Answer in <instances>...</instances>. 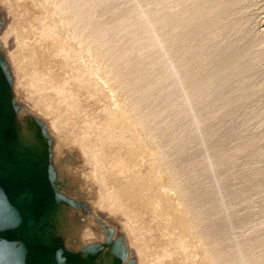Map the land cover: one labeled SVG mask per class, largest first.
<instances>
[{
  "label": "rangeland",
  "instance_id": "rangeland-1",
  "mask_svg": "<svg viewBox=\"0 0 264 264\" xmlns=\"http://www.w3.org/2000/svg\"><path fill=\"white\" fill-rule=\"evenodd\" d=\"M54 1L0 0V131L5 138L4 142L9 148V154L13 161L16 156L14 141L16 133H18L16 120L19 118L21 121L23 120V125L27 126V128L25 126L26 130L33 133L35 140L40 139L38 142L43 144L42 150L46 151L39 153L42 156L40 161H35L43 176V185L41 184V186L52 199L61 201L73 212L82 213L86 218H90L96 224L97 235L93 236L94 238L89 236V239L92 240L87 242L90 243L75 251L70 250L56 232L52 236L53 242L56 244L53 248L47 246L44 241H40L41 246L47 250L62 251V254L69 255L72 259L79 260L83 264H86V261L81 260L80 257L85 252H90L92 260L99 256L101 259H104V255L105 258L108 256L105 260L110 261V264H202L204 259L210 262L211 257L218 260L223 259L224 235L222 225L226 213L223 210L226 205V202H223L225 201L224 187H222L224 183L219 172L210 166L209 157L206 158L207 154L209 155V144L206 142L208 140L207 138L204 139L207 123L206 114L201 109L200 118L202 119L196 123L194 120L195 110L191 108V45H189L191 42L174 44L156 40L157 42L153 41V44L144 45V47L130 46L129 50L131 51L138 48L133 52L135 56L137 55L139 63L143 65L147 76L152 77L151 72H154V75L158 73L163 75L158 76V81H156L158 86L180 85V81L184 79L179 90L165 96L170 104L179 105L177 106L178 109L175 107L177 111L172 113L169 117L170 120L168 118L160 119L158 123L161 125H159L153 121L154 116H147L150 101L144 96L137 97L131 88L120 84L115 79L116 71L109 67L111 64L104 61L106 59L99 47L96 44H90L88 41L82 45L77 39L75 34H77V29L80 26H77V21L73 20V11L69 5L66 3L64 11L59 13L53 9ZM113 1L111 0V2ZM187 1L190 7L191 2L185 0V2ZM107 3H110V0H107L105 5L106 7L111 5V3ZM17 6H20L19 11L15 13L13 9ZM247 8L250 10L251 20H253L250 22L252 23L250 28L253 27L254 34L260 35L262 36L261 39H264V0H249ZM76 26L78 28H74ZM174 29L170 34L176 32L177 29ZM87 47L88 49H86ZM32 48L38 49L37 54L42 59L39 60L41 63L31 61L28 63L26 60L24 61V58H20L23 49H27L28 52L27 50L26 52L31 53V55L34 54ZM94 53L96 54L95 57ZM154 54H157V58ZM30 64L33 67L29 66ZM162 64L164 65L162 66ZM24 67L25 72H23ZM27 68L29 70L31 68V70L29 71ZM109 71L110 73H108ZM30 74L32 76H29ZM134 80L132 81L133 84L141 85L137 79ZM187 95L189 98L183 100ZM263 101L259 107L261 108L260 113H258L259 118L257 117L251 122V129L259 122H261L259 126L264 127V122L262 123L264 120ZM55 111L60 115L57 120L52 116ZM107 111L115 118L120 116V113L126 114L131 121L135 122L145 118L143 120V133L144 131L147 133L145 132L144 135H141L142 137L140 136L137 145L140 146L146 141L150 143V147H153L149 151L146 150L147 152H142L139 146L136 148L130 146L129 148L122 142H115L116 140L111 142V138L108 140L109 136L104 133L103 136L101 132L99 133V127L105 122L104 117ZM44 113H48L51 117ZM115 114L118 116H114ZM52 117L56 123L52 122ZM255 120H258V123ZM101 121L102 124H100ZM174 122L177 124H175L177 129ZM177 122L181 123L180 126ZM97 123L100 124L99 127ZM54 124H56V129L58 127V131L63 130H61V134L63 133L64 136L58 138L59 142ZM152 124H156L159 129L156 130L157 128ZM28 125L31 130H29ZM173 139L174 141H172ZM62 148L63 150H61ZM39 154L36 156L40 157ZM101 155H104L105 158L103 157V159ZM107 157L110 158V161ZM205 160L209 161V169L212 167L213 172L208 171ZM112 161L115 162L118 170L117 167L113 168L115 165H111L113 164ZM102 162L106 164H102ZM153 163L156 167L151 165ZM58 165L59 168L64 169H60L62 173L59 171ZM187 166L188 171L184 169ZM152 169H155L156 173L160 172L161 169L168 170L167 176L170 178L174 176L172 178L174 181L167 176L165 177V172L164 182L162 180L161 183L159 180V183L152 179V175L155 174ZM75 170L80 171L81 173H79L82 174L83 178L87 175L88 179L86 180V177L85 180L89 181L85 182L89 184L87 187L92 189H90V192L92 191L90 197L82 198L77 194H73L76 196L69 195L74 193L72 192L74 189L68 192L67 188L73 183V180L69 181L68 178L74 177ZM71 171L72 173H70ZM114 171L117 175L116 181H109L110 183H107L106 188L98 187L105 181L103 178L108 174H113ZM59 174L64 178H61ZM59 178H61L60 181ZM219 178L222 179L219 180ZM133 180H136L138 184L141 183L140 186L136 183V186L141 188L139 191H142L141 196L140 193L136 194L137 196H119V202L114 201L117 203L114 205L112 202L114 194L121 192L122 188ZM178 183L181 184L180 187L182 186L180 190L176 186ZM107 189L108 191H106ZM111 195L113 196L111 197ZM222 203L225 204L224 208H222ZM127 208L131 210L129 216V212H126ZM124 212L126 213L124 214ZM175 218H183L188 221H185L183 226L184 222L181 221L180 225ZM231 218H234V214ZM45 226L47 227L48 224ZM229 226L230 237L235 239L238 232L237 228L232 223Z\"/></svg>",
  "mask_w": 264,
  "mask_h": 264
},
{
  "label": "bare ground",
  "instance_id": "bare-ground-1",
  "mask_svg": "<svg viewBox=\"0 0 264 264\" xmlns=\"http://www.w3.org/2000/svg\"><path fill=\"white\" fill-rule=\"evenodd\" d=\"M106 1L107 0H55L52 6L54 5V11H58L59 13H61L64 11L65 4L67 3L69 5V7L73 11V20L75 22L77 21V26H80V28L77 29V34H75L77 39L81 42L82 45L86 41H88L90 44H96L97 47H99V49L102 51L104 55L103 57L106 59L103 60L111 64L109 65V67H112L116 71V73L114 74L116 77L115 79L120 84L131 88L132 91L137 95V97L144 96L150 101V108H148L147 116H154L153 121L155 123H158V121L160 119L162 120L163 118H168L170 120L169 117L172 115V113H174L177 106L179 105L170 104L165 99V96L166 94L173 93L175 90H179L180 85H183L184 79L180 81V85H170L167 87L158 86L156 81H158L157 79L160 74L158 73L154 75V72H151L150 74H153V76H147L148 74L145 73L146 71L144 72L143 65L139 63V59H137L136 57L137 55L135 56V53L133 52L138 48H133L134 50L131 51L129 50L130 46L132 45L135 47H144V45L151 44L156 40L162 42L166 41L167 43L174 44L185 43L188 41L191 42V44H189L191 45V108L195 110L194 120L196 123L200 122V120L202 119L200 118L202 111H204V114H206L207 121H205L207 123L204 130V139L207 138L208 141L206 142H208L209 144V155L207 154L206 158L209 157L211 164L210 166L217 170L223 178L224 186L222 187H224V189L222 187L221 189H223L225 193V201L223 202H226V205L222 203V208H224L225 205V209L223 210H225L224 212H226L223 218L224 221L222 225V232L224 235V243L222 242L224 247V257L223 259L221 258V260H218L215 257H211V259L209 258L210 262L206 259H204L203 261L204 263L206 262V264H264V127L261 128L259 126L261 122H259L258 125L252 127V129L250 127L251 122H253V120L258 117V113H260L259 111L261 110V108H259L260 103L264 99V39H261L262 36L254 34V32L252 31L253 27L250 28V26L252 25V23L250 22H252L253 20H251V12L247 8L249 0H190V7L188 6V1L185 2V0H114L113 2H111L110 0L111 5L107 7L105 5ZM19 7H14L13 10L15 13L19 11ZM77 26L74 28H78ZM174 28L177 29L176 32L174 31V34H170L172 29ZM156 42L155 44H157ZM32 49L34 50V54L32 55L31 53H27V49H23L20 58H24V61L26 60L28 63L30 61L33 63L40 62L39 60L41 58L39 54H37L38 49ZM86 49H88V47ZM149 54L151 55V53ZM95 55L96 54L94 53V57ZM154 55L157 58V54ZM43 62L45 61L43 60ZM163 65L164 64H162V66ZM29 66L32 65L30 64ZM160 69L162 70V68ZM25 71L26 70L24 67L23 72ZM108 73H110V71ZM114 75L112 74V76ZM29 76L32 75L30 74ZM134 79H137L139 82H141V85L133 84L132 81ZM56 80L57 79L55 78V81ZM188 98L189 96L187 95L183 100H187ZM201 109L203 110L200 112ZM48 113L51 114V112ZM57 113L58 112L55 111L52 114V116H54L56 120L60 116ZM121 114L122 113H120V116L115 114L114 116H118H116L117 118H115L112 117V114H109L107 111L105 113V122L103 123V125L99 127V125L102 124V121L104 120H102L101 123L99 122L100 124L97 123L99 127V133L101 132V134L104 133L106 136H109L108 140L111 138V142H113L112 140H116L115 142H122L123 144L128 145L129 148L130 146L136 148L139 146L137 144L140 136L142 134L144 135V133L146 132L144 131L143 133V120L145 118L143 120L135 122L131 121V119L127 117L128 115ZM61 116L63 117V115ZM54 118L52 117V122L56 123V121L54 122ZM98 118L100 117L98 116ZM16 121L18 122L16 125L18 133H16V139L14 141V146L16 148V156L14 160L17 159L19 162L25 165L34 167L35 171L37 172L38 182L41 185L43 176L39 166L35 161L41 160L42 156L39 153L45 151L42 150L43 144L41 145V143L38 142L40 139H34L32 132L26 130L27 126L25 124L23 125V120L21 121V119L19 118ZM263 122L264 120L262 121V123ZM175 124L176 123L174 122V125ZM180 124L178 126H180ZM55 126L56 124H54V129L56 130L55 132L58 137L56 135L55 136L58 140V138L64 135L63 133L61 134L62 129L58 131V127L56 129ZM154 126L157 128L156 124ZM158 129L159 128H157L156 130ZM29 130H31L30 126ZM0 137L3 141L5 140L1 131ZM172 141H174V139ZM178 142L181 141L179 140ZM60 143L62 144L63 142ZM58 145L60 144L58 143ZM173 145V147H175L174 143ZM152 147L153 146L150 147V143L146 141H144L142 145L140 144L139 146L142 152L146 150L149 151ZM61 150H63V148ZM108 152L106 153L108 154ZM37 154H39L40 157L36 156ZM58 155L60 156V154ZM103 157L104 155L102 156V158ZM112 162L113 164L111 165H115V162ZM208 162L209 161H207V168L209 169L210 166ZM103 163L105 162H102V164ZM154 163L151 165H154ZM155 165L157 164L155 163ZM155 165L154 167H156ZM116 167L117 166L115 165L113 168ZM212 167L208 171H212ZM67 168L69 169V167ZM60 169L62 168H59V171ZM118 169L119 168L117 167V170ZM166 169H163L164 171L161 169L160 172L162 173L157 172L160 175H158L156 171H154L155 169H152L155 173L154 175H152V179L158 182L159 180L160 182L163 180L164 182V173L166 172L165 177L168 175V170L165 171ZM184 169L188 171L189 168L187 166V168L185 167ZM76 170L73 174L74 177L68 178L69 181L71 179L73 180L71 186L67 188L68 192L71 191V189H74V191H72L74 193H70L69 195L77 194V196L79 197L88 198L91 196L90 193L92 192H90L91 187H87L89 186V184L86 183L89 181H86L88 177L87 175V178L84 176L86 178L85 180L82 174L80 175L81 172L79 171V173ZM70 173H72V171ZM212 174L215 175V173ZM173 177L174 176L170 178V176H167V178L170 179H172ZM61 178H59V181L61 180ZM222 178H219V180ZM103 179H105V181L102 182L101 180L102 185H98V187L100 186V188H106L107 183L116 181V171H114L113 174H108V176ZM172 180L174 181V179ZM63 182L60 183L65 184ZM136 183L137 181L133 180L132 182L126 184L124 188H122L121 192H116L117 194H114L112 200L113 204L115 205L119 202V196L126 197L128 195H136L138 193H140L141 196L142 191L139 192L141 188L139 189L136 186ZM140 184H138V186H140ZM109 185L110 184H108V186ZM180 185L181 184L179 183L178 185H176L179 190L182 188V186L180 187ZM104 188L103 190H105ZM106 191H108V189ZM111 193L113 194V191ZM112 196L113 195H111V197ZM133 197L136 198L135 196ZM114 201L118 202L114 203ZM124 209H126V207H124ZM127 209L129 210V208ZM128 210L126 212H129V216L131 214V210ZM126 212H124V214ZM223 213L222 215H224ZM233 214L234 218H231ZM177 218H175V220ZM177 221L180 225L181 221L182 223L184 222V226L185 221L188 220H184L183 218H181L177 219ZM230 223H232V225H234L238 231L235 239H232L229 234ZM46 224H48L47 227L45 226ZM95 225L96 224H94V222L90 220V218H86V216H84L82 213L73 212L64 203L54 200L49 196L47 208L40 219V231L38 236L40 238V241H44L47 246H51L50 248H53V246H55L56 244L55 242H53L52 236L56 232L57 235L61 236L65 244H67L68 248L75 251L77 249H81L83 245H87V241L92 240L89 239V236L95 237L97 235ZM48 251L51 253L53 258H55L53 264H72L73 261L80 263L79 260L72 259L71 256L62 254V251L56 252L54 251V249H50ZM107 257L105 258L104 255V259H101L99 256V259L97 258L95 260H92L90 252H85L80 257V259L86 261V264H110V261L105 260L107 259ZM203 261L202 264H204Z\"/></svg>",
  "mask_w": 264,
  "mask_h": 264
},
{
  "label": "water",
  "instance_id": "water-1",
  "mask_svg": "<svg viewBox=\"0 0 264 264\" xmlns=\"http://www.w3.org/2000/svg\"><path fill=\"white\" fill-rule=\"evenodd\" d=\"M48 200L34 167L12 161L0 137V264H53L38 236Z\"/></svg>",
  "mask_w": 264,
  "mask_h": 264
}]
</instances>
